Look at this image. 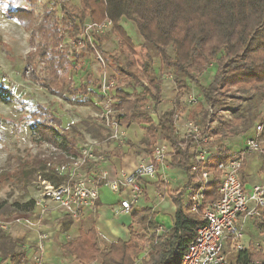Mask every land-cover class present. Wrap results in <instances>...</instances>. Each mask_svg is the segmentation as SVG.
Returning <instances> with one entry per match:
<instances>
[{
    "label": "trees",
    "instance_id": "obj_1",
    "mask_svg": "<svg viewBox=\"0 0 264 264\" xmlns=\"http://www.w3.org/2000/svg\"><path fill=\"white\" fill-rule=\"evenodd\" d=\"M2 2L6 4V16L15 20L28 33L29 50L24 57L21 74L26 81L37 83L56 98L66 99L68 96L74 99V105H90L83 98L94 95L90 90L91 79L88 77L78 87L74 85L72 70L76 68L70 62V47L65 43L66 39L74 46H83L85 52L98 55L103 64L113 69L112 100L115 105L111 118L116 125H145L146 135L150 137L147 144L149 157L153 153L154 136L158 128L164 140L172 146L170 167L182 170L187 178L186 184L170 197L175 207L173 223L161 235H155L157 224L151 210L142 208L130 214L132 224L128 242L113 243L101 251L96 245L97 233L91 228L87 233H82L78 241H69L63 249L83 264H91L96 260L100 264H135V259L147 243L151 245L147 259L140 264H179L197 227L202 224L205 205L218 199L216 190L219 172L216 168L231 156L226 141L250 129L241 114L233 116L228 112V120L216 117V126L212 130L217 143L216 153L206 165L214 178L205 187L202 208L192 212L186 191L192 182L196 187L199 184L187 168V149L176 145L178 140L174 128L175 116L180 111V99L188 90L185 80L192 83L201 94L204 103L201 121L205 120V106L217 108L228 92L253 94L258 101L263 102L264 0H78V6L70 4V0H54L51 7L42 5L40 12L35 10L36 0H27L28 6L17 7L10 1ZM56 8H59L60 17L56 14ZM86 22L95 25L110 22L109 35L117 38L120 53L124 55L123 62L118 56L103 52L100 39L89 42L86 37L79 38L85 31ZM122 22L131 23L142 41L155 49L161 65L172 71L175 77L181 78L175 83L174 107L162 113L156 125L150 114L156 112L160 103L161 83L153 72L152 59L147 53L142 63L143 75L136 76L129 71L130 67L136 65L133 55L135 47L122 28ZM101 39L107 40L108 34L104 32ZM213 62L216 68L212 81L204 87L199 75ZM38 63L42 65L41 69ZM40 71L43 75H40ZM124 88H130L132 92H125ZM149 104L151 107H148ZM92 106L99 111V107ZM100 119L96 118V121ZM30 120L35 124L33 133L38 136V140L53 150L38 161V177L54 187L60 186L67 180L71 160L81 150L77 146L80 132L76 127L62 129L61 120L41 105L35 106V110L30 113ZM260 123L264 138V119ZM95 125L86 123L85 128L89 131ZM260 161V171L264 174V155L260 156ZM245 164L242 165L241 173ZM27 173L30 176L34 171L29 170ZM23 176L27 180V174ZM35 208V199L24 204L7 205L0 202V215L31 214ZM135 226L148 235L145 240L134 229ZM233 256L230 261L232 264H264V254L250 245ZM6 260L9 264H26L24 255L13 251L5 255Z\"/></svg>",
    "mask_w": 264,
    "mask_h": 264
},
{
    "label": "built area",
    "instance_id": "obj_2",
    "mask_svg": "<svg viewBox=\"0 0 264 264\" xmlns=\"http://www.w3.org/2000/svg\"><path fill=\"white\" fill-rule=\"evenodd\" d=\"M111 28L110 22L101 25L85 23V29L93 31L100 37ZM105 85L102 86L105 92ZM199 99L188 96L186 103L190 106L198 105ZM113 107L106 106V111L101 119L107 127H111L110 138H119L118 125L111 118ZM205 106V120H186L183 123L182 132L177 129V146L187 149V168L195 175V182L187 188L189 205L192 212H198L203 206L205 187L213 181L214 175L206 169L209 159L216 153L217 143L212 135L216 126V117L230 119L227 110ZM220 115V116H219ZM180 115L175 116V121ZM263 127L257 125L254 135L246 139L241 150L230 151V158L217 165L219 172L217 184V201L205 205L202 212V224L195 231V236L187 245L180 257L179 264H232L229 256L235 255L247 249L245 243V226L248 222L254 225L264 226V175L261 182L247 187L242 180V165L250 156L264 155V142L262 136ZM172 152V146H170ZM166 147L153 148L152 156L148 162L138 164L128 174H120L109 178L106 171H95L87 174L85 168L94 156L89 146L81 148L79 155L71 160L67 170V180L60 186L54 187L49 182L39 178L38 197L35 198V206L40 207L43 214L46 213V201L55 204L72 219H78L87 211L94 210L99 200V191L106 188L113 194L128 192L129 197H123L119 202L116 214H129L134 204L142 196L143 189L140 181L146 178H154L156 167L166 159ZM19 222V219H15ZM8 223L0 219V229L6 230ZM157 231H163L159 226ZM46 236L42 235L43 241ZM148 251V246H144ZM43 245L39 244L32 255L34 264L42 263ZM252 264H260L254 262Z\"/></svg>",
    "mask_w": 264,
    "mask_h": 264
},
{
    "label": "rangeland",
    "instance_id": "obj_3",
    "mask_svg": "<svg viewBox=\"0 0 264 264\" xmlns=\"http://www.w3.org/2000/svg\"><path fill=\"white\" fill-rule=\"evenodd\" d=\"M2 1L0 0V202L12 205L16 203L24 204L38 197L40 189L38 175L40 172L38 170L39 164L37 163L43 156L53 152L49 145L40 142L38 136H35L33 133L35 124L31 123L30 113L35 110V106L41 105L54 113L61 120L62 128L67 126L69 129L76 126L82 132L84 131L85 124L89 120H92L93 117L88 116L89 110L87 108L74 105V99L68 96L66 99L56 98L47 93L37 83L26 81L22 77L24 57L29 50L28 33L24 32L15 20L9 19L6 16V4ZM5 1H10L14 7L28 6L27 0ZM53 2L54 0H36V12H40L44 4L51 7ZM70 4L76 5L77 0H70ZM56 14L58 17L60 16L59 8H56ZM122 24L121 26H123L127 34L130 33L129 37L135 46L133 55L136 58L137 64L140 65L142 63L146 53L150 54L155 76L160 81L169 80L173 86L172 90L176 92L175 83L181 80V78L175 77L172 71L161 66L155 51L152 49L153 47L142 40L139 41L130 25ZM105 34H108L109 41L107 40V42L102 40L101 36L97 37L93 31L89 32L86 29L79 38L83 39L86 37L89 42H95L97 39H100L102 48H108L106 51L118 56L123 62L124 55L117 49V39L109 35V31H105ZM71 48H74L72 55L75 56V59H72L73 66L79 63V67L76 66V69L72 70L74 83L78 82V80L80 82L85 77L91 79V83H93L98 92L95 94L94 102L99 107L100 116L98 118H101L105 114L107 105L110 108L115 105V101L112 100L114 85L113 69L103 64L102 59L98 55L86 53L83 46L71 44ZM41 67L42 65L38 63V68L41 69ZM215 68L216 63L213 62L199 75V81L202 86H207L208 76ZM131 69L137 73L139 71V67ZM40 75H43L42 71H40ZM185 81L189 88L181 99L182 106L186 105V107H182L183 111L190 106L186 103L188 96L199 99L198 105L194 108L192 106L193 110H188V117L185 116V118L198 121L200 112L203 109L202 104L204 103L199 90L189 81ZM103 85H105V92H103ZM126 92L130 93L132 91L127 89ZM225 95L227 99L225 98L214 111L223 109L231 112L233 116L241 114L247 120L250 131L254 130L257 125H261L260 121L264 119V107L263 102L258 101L257 96L253 94L241 95L234 92H228ZM229 97L233 99H228ZM148 107H151V104ZM195 115L197 116L193 117ZM99 121H101L100 125L105 130L109 131L111 129V127L105 125L102 119ZM237 142L236 139H230L226 141L225 145L234 149ZM82 145V148H84L89 143L84 142ZM257 158L259 159L260 157L258 156ZM29 170L34 171L33 175L28 176L27 172ZM23 174H27V180L23 178ZM137 207L141 209L153 207L151 196H149V199H145L144 195H142L138 200ZM15 215L18 214H11L10 216L6 214L0 215V218L7 220ZM245 233L248 236L249 245L259 249L264 254V226L251 225L248 222L245 226ZM146 245L149 250L151 245L147 243ZM233 258V255L229 256L230 261ZM134 263L138 264L136 260Z\"/></svg>",
    "mask_w": 264,
    "mask_h": 264
},
{
    "label": "crops",
    "instance_id": "obj_4",
    "mask_svg": "<svg viewBox=\"0 0 264 264\" xmlns=\"http://www.w3.org/2000/svg\"><path fill=\"white\" fill-rule=\"evenodd\" d=\"M76 6H78V0ZM122 23L124 25H130L133 28L138 40H142L131 23ZM127 35L129 37L130 33ZM113 37L116 38L115 36ZM107 40L109 41V38ZM107 40L105 41L107 42ZM65 43H67L68 47H70V62L72 64V59H75V56L72 55L74 48H71L69 39H66ZM101 49L103 52L110 54L106 51L108 48H102V42ZM117 49L119 50V48ZM152 49L155 51L154 48ZM148 55L150 56V54ZM142 63L138 65L136 61V65L130 67L129 71L136 76H142ZM78 65L79 63L74 67ZM137 67H139L138 73L131 69ZM213 74L214 71L208 76L207 85L211 83ZM87 78L88 77L83 78L80 82L78 80V82H75L74 85L78 87L80 84H84ZM93 81L95 82V80ZM160 83L161 100L157 106L156 112L150 114L155 125L157 124L158 117L162 113L171 110L174 107L176 99V92L172 90V83L169 80L160 81ZM127 89L130 88H124L123 90L126 92ZM90 90H92L94 95H88L83 98V100L90 102L92 105H96L94 98L95 94L98 92L93 83H91ZM181 99L179 104L181 108L179 109L180 111L178 114L180 115V118L179 120L174 121L175 135L177 130L182 132L183 123L186 120H190L185 118V116L188 117V110H193L192 106H189L183 111L182 107H186V105L182 106ZM77 100L80 101L82 99L77 98ZM91 104L78 106L87 108L89 110L88 116L93 117V119L89 120L88 123L96 124L95 127H90L91 130L89 131H87L86 128H84L83 132L79 131L81 137L78 138V148H82V144H84V142L89 143L88 146L91 148L94 156L85 168L87 174H92L95 171L102 170L108 173L109 178H114L120 174H128L138 164L148 162L150 160L147 152V144L150 137L146 135L145 125L132 123L126 127H118L117 131L120 136L117 139H112L110 138V133H112V131L105 130L100 125L99 121H96V118L100 116L99 111ZM194 107L196 106H193V108ZM202 108L203 111L204 107ZM202 111L200 112L199 120L202 119ZM196 116L197 115L193 117ZM63 124L65 123L63 122ZM62 129L68 128L66 126ZM253 135L254 130H248L247 133L233 138L238 141L234 149L229 147L227 148L230 151L241 150L244 147L246 139L252 137ZM154 137L155 144L152 149L158 146H164L166 147L167 156L164 162L156 167L155 177L143 179L140 181V184L143 189L142 195H144V198L149 199V196H151L153 207H150V210L154 215V222L157 224V228L159 226L163 227V231L158 232L157 229L155 231V235L159 236L164 231H167L172 227L175 207L171 202L170 197L175 191L181 189L186 184L187 178L182 170L170 167L169 154L171 153V145L164 140V137L158 128H156V134ZM257 157L258 156L254 155L250 156L243 169L242 178L247 187L261 182L263 178L264 174L260 171L261 161L260 158L258 159ZM129 196L130 194L128 192L113 195V193L106 188H101L96 208L94 210L87 211L78 219L70 218L60 208L49 201L45 202L47 207L45 214L41 213L42 210L40 207H37L31 214L15 215L7 220L0 218L8 223V228L6 230L0 229V264H9L8 260L5 261V255L9 251L23 254L26 264H34L32 262V255L37 246L41 243L43 245V252L41 256L43 264H83L77 260L74 255L66 252L63 249V246L69 241H78L80 235L82 233H87L91 228H94L97 233L96 245L101 251L106 250L113 243L128 242L130 239L129 227L132 224L131 213L121 215L116 214V211L119 209L120 200L123 197L127 198ZM138 200L134 204L132 211H138L141 209L137 207ZM15 219H19V222H15ZM249 224L252 225L253 222H249ZM134 229L138 232L142 239L145 240L148 237L146 233L140 231L136 226ZM42 235L46 236L43 241L40 240ZM245 243L248 247L249 239L248 236H246V233ZM144 246L147 245L144 244ZM147 254L148 251L142 249V252L135 259L136 263L138 262V264H140L142 260H146ZM91 264H100V261L96 260Z\"/></svg>",
    "mask_w": 264,
    "mask_h": 264
}]
</instances>
